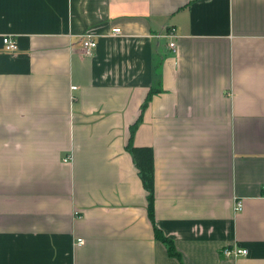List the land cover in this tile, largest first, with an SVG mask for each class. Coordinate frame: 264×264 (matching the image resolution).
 I'll use <instances>...</instances> for the list:
<instances>
[{"label": "crops", "instance_id": "1", "mask_svg": "<svg viewBox=\"0 0 264 264\" xmlns=\"http://www.w3.org/2000/svg\"><path fill=\"white\" fill-rule=\"evenodd\" d=\"M0 264H264V0H0Z\"/></svg>", "mask_w": 264, "mask_h": 264}, {"label": "trees", "instance_id": "2", "mask_svg": "<svg viewBox=\"0 0 264 264\" xmlns=\"http://www.w3.org/2000/svg\"><path fill=\"white\" fill-rule=\"evenodd\" d=\"M128 151L134 157L138 170L141 172L145 186L149 191L150 210L149 213L153 218V192H154V157L151 148H139L134 147L131 143L127 146ZM157 237L164 241L165 243L169 242L167 238L162 234L160 230H157ZM170 251L174 253L172 245H170Z\"/></svg>", "mask_w": 264, "mask_h": 264}, {"label": "built area", "instance_id": "3", "mask_svg": "<svg viewBox=\"0 0 264 264\" xmlns=\"http://www.w3.org/2000/svg\"><path fill=\"white\" fill-rule=\"evenodd\" d=\"M120 33V30L117 29L114 31V34L117 35ZM170 39L176 38V34H175V30H172L171 33H169L167 35ZM82 44L84 49L87 51L86 54H90L91 50H94L97 47V42L94 41L91 36H84L82 39ZM3 43L5 44V50L9 53L15 54L18 49V43L17 40L15 39V37L13 36H4L3 38ZM171 49L175 52L176 51V41H172L170 44ZM239 210H242V203H236V208L235 211L238 212ZM79 244H83V241L80 240ZM224 256H228V257H235V258H239L240 255H246L247 254V250H243V249H237L236 247H227L224 250Z\"/></svg>", "mask_w": 264, "mask_h": 264}]
</instances>
